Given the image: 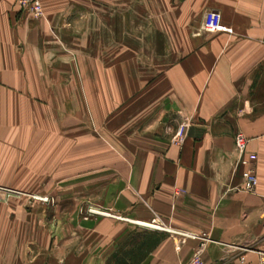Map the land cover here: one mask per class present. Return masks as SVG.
<instances>
[{
	"label": "crops",
	"instance_id": "crops-1",
	"mask_svg": "<svg viewBox=\"0 0 264 264\" xmlns=\"http://www.w3.org/2000/svg\"><path fill=\"white\" fill-rule=\"evenodd\" d=\"M42 2L45 17L33 23L18 0H0V264H113L123 248L154 234L159 242L134 264L190 259L201 242L191 234L210 238L207 264H256L255 250L264 251V0ZM208 10L220 12L228 30L204 31ZM111 32L113 48L129 51L114 65L146 69L130 73L129 107L117 108L136 121L135 132L113 143L117 169L27 170V93L38 96L44 82L52 95L54 84L89 80L83 68L70 75L36 67L49 58L52 65H84L79 55L89 42L83 36L77 48L69 35L97 34L104 49ZM53 37L61 48L47 41ZM106 79L98 74V81ZM65 92L73 98L67 85ZM113 94L123 96L121 89ZM77 96L88 98L90 91ZM181 124L197 130L180 141ZM238 132L258 154L255 193L237 189ZM160 222L169 231L141 224Z\"/></svg>",
	"mask_w": 264,
	"mask_h": 264
},
{
	"label": "rangeland",
	"instance_id": "rangeland-1",
	"mask_svg": "<svg viewBox=\"0 0 264 264\" xmlns=\"http://www.w3.org/2000/svg\"><path fill=\"white\" fill-rule=\"evenodd\" d=\"M27 19L34 23L41 18L28 16ZM69 36L77 48H81L82 44L79 38L84 36V44L89 42L88 47L90 49L81 51V56L79 55V59L84 65L73 64L74 60H72V67L69 60L63 62V64L52 65L49 63L52 59L49 58L50 60L47 59L48 65H39L36 69L48 74L76 75L81 74L83 68L89 80L54 84L58 85L59 88L57 89L58 92L52 95L49 93L50 82H44L42 83V92L38 96H32V92L27 93L25 131L27 170L39 169L43 173H49V171L82 173L83 171L103 168L109 173H113L117 169L118 162L116 160L117 151L113 144L115 138H119L121 134H123L122 139L129 136L131 132H135V126L133 125H136V121L133 122V119H130L128 111L121 115L118 113L119 109L117 108L119 105L126 109L129 107L130 73L140 76L145 74L146 69L143 66L114 65L113 60L116 57L120 54H123L122 58L127 57L129 51H119L113 48L114 35L112 32L104 35L106 37L104 49L98 47L97 34ZM138 37V40H140V35ZM48 40H53L51 43L54 49L57 46L61 48L60 42H54L57 40L56 38H48ZM49 51L52 52V50ZM55 52L71 56L70 53L61 49L59 51L55 50ZM142 53H145V51H142ZM97 58H103V60L98 62ZM159 69L160 67H154L155 71ZM152 71L151 68L150 72L152 73ZM119 73H121L122 78L124 77L123 80L113 81L114 74ZM98 74L106 75L107 79L98 81ZM66 85L74 91L73 98L66 99ZM119 89L122 90L123 96L120 98L114 97L113 93ZM84 90H89L90 96L79 98L77 92ZM67 104L70 106L68 107L69 111L66 110ZM131 123H133V130H131ZM181 125L175 131L176 135ZM29 180L27 178V183ZM42 181H44L43 186H49L48 178H43ZM31 197L41 201H54L49 195H31ZM143 229L152 228L144 226ZM159 239L160 236L157 234L143 235L142 238H139L140 241L136 246L123 248L117 259H114L113 264H125L129 260L131 264L139 262L145 250L156 246ZM248 250L252 251L253 249L248 247Z\"/></svg>",
	"mask_w": 264,
	"mask_h": 264
},
{
	"label": "built area",
	"instance_id": "built-area-1",
	"mask_svg": "<svg viewBox=\"0 0 264 264\" xmlns=\"http://www.w3.org/2000/svg\"><path fill=\"white\" fill-rule=\"evenodd\" d=\"M18 5L28 16H31L33 18L45 17L42 0H18ZM202 28L204 31L209 33L228 30V27L223 23L221 13L215 10H208L205 12ZM188 129V124L181 125L176 137H178L180 141H182L187 136ZM249 141V138L243 132H238L235 136V149L238 154L237 167L242 168V183L239 187H237V189L247 193H255L259 183L257 174L258 154L248 148ZM3 189L5 188L0 187V190ZM89 212L96 213L97 211L90 209ZM148 224L156 226L151 228L169 231V228L164 223L160 222ZM147 227L150 226L147 225ZM189 236L192 238L200 239V245L195 249L190 259L181 261L179 264H207L203 257V253L205 245L210 241V238L207 237V235L198 234H191ZM243 250L248 251V248L245 247L243 248ZM255 251L258 254V260L256 264H264V251ZM240 260L242 263H244L246 261V256H240Z\"/></svg>",
	"mask_w": 264,
	"mask_h": 264
},
{
	"label": "water",
	"instance_id": "water-1",
	"mask_svg": "<svg viewBox=\"0 0 264 264\" xmlns=\"http://www.w3.org/2000/svg\"><path fill=\"white\" fill-rule=\"evenodd\" d=\"M197 130L195 126H190L187 135L191 136Z\"/></svg>",
	"mask_w": 264,
	"mask_h": 264
},
{
	"label": "bare ground",
	"instance_id": "bare-ground-1",
	"mask_svg": "<svg viewBox=\"0 0 264 264\" xmlns=\"http://www.w3.org/2000/svg\"><path fill=\"white\" fill-rule=\"evenodd\" d=\"M138 222V221H137ZM141 224H143V225H145V226H150V227H156V226H154V225H151V224H148V223H141Z\"/></svg>",
	"mask_w": 264,
	"mask_h": 264
}]
</instances>
